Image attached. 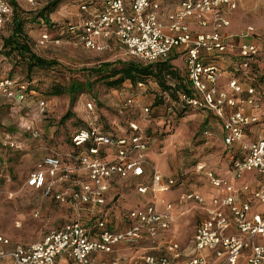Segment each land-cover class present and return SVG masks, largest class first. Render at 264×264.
Here are the masks:
<instances>
[{"label":"built area","instance_id":"1","mask_svg":"<svg viewBox=\"0 0 264 264\" xmlns=\"http://www.w3.org/2000/svg\"><path fill=\"white\" fill-rule=\"evenodd\" d=\"M24 1L38 10L51 0ZM240 1L183 0L164 23L161 6L154 0H78L87 17L81 23L67 24L61 32L91 52H104L115 42L130 58L144 64L165 60L175 52L184 55L187 88L178 93L180 102L212 114L221 123L225 147L239 146L238 156L241 154L233 158L229 178L205 172L209 185L219 192L209 203L198 192L181 193L180 204H193L205 211L190 245L183 249L176 241H166L164 255L144 251L133 259H102L116 254L122 245L136 247L144 240L158 243L174 220L171 203L164 209L154 203L131 209L128 225L121 230L114 228L104 216L98 217L108 205L112 188L118 182L135 181L138 193H151L156 198L177 183L151 169L147 156L150 141L138 124L129 123L121 134L115 129L105 131L95 114V102H88L87 127L72 136V152L47 155L25 182L27 188L43 192L44 197L69 205L76 219L37 243L19 245L11 251L10 240L0 235V260L8 258L11 264H241L245 259L247 264H264V134L251 141L246 133L263 123L260 115L247 112L248 108L260 109L264 102V89L257 87L264 84L257 85L254 77L261 50L249 41L242 39L238 44L224 35L231 26L229 15L238 9ZM13 11L8 0H0V32ZM194 25L200 31H194ZM252 33L254 28L249 27L244 37ZM60 44L61 39L49 33L39 40L43 47ZM219 59L233 62L224 88L220 84L226 71ZM137 86L145 89L144 83ZM28 88L27 83L1 78L0 99L23 105L30 96ZM130 105L131 99L125 107ZM143 111L149 113V108ZM31 134L35 139L40 137L37 131ZM204 135L212 136L209 130ZM204 170V165L197 166L198 173ZM248 173L258 176L254 188L238 183ZM147 177L149 183H137ZM84 213L92 216L91 221L99 219L93 225L85 223Z\"/></svg>","mask_w":264,"mask_h":264},{"label":"rangeland","instance_id":"2","mask_svg":"<svg viewBox=\"0 0 264 264\" xmlns=\"http://www.w3.org/2000/svg\"><path fill=\"white\" fill-rule=\"evenodd\" d=\"M15 1L19 15L25 22L24 29L33 51L47 60L55 61L58 67L50 71H37L28 79L25 70L15 67L12 61L0 54V79L11 78L30 83L35 93L23 105L4 103L0 106V131L10 135L15 144L11 147L8 141H5L6 144L0 143V171L5 176L0 180V235L10 240L8 251L19 245L37 243L49 232L76 219L69 205L45 198L41 193L27 188L25 182L45 156L53 153L64 155L73 150L71 135L87 127L89 115L85 105L88 102L97 103L95 114L101 118L99 124L105 129H115L121 134L128 130L129 123L138 124L150 141L148 160L151 169L173 178L177 183L172 189L154 198L151 193H138L135 181L118 182L108 195V205L98 217L104 216L114 228L121 230L128 225L127 216L131 209L140 205L156 203L161 207L163 203H171L174 206L171 230L172 237L176 239L166 241L177 240L183 249L187 248L200 223L201 212L199 206L193 204L182 207L179 203L181 193L195 191L207 196L211 186L204 172L224 174L230 165L228 160L232 157V151L223 145L219 121L213 115L199 110L182 109V105L165 94L154 79L145 83V89L131 82L112 89L93 77L90 73L93 68L133 59L125 48L118 45L97 53L86 50L67 34L58 35L60 32L53 26L76 23L75 15L71 14V10L79 8L75 0L60 3L49 16V23L38 19L34 15L35 10L24 0ZM259 11H250L253 15L239 13L237 30L240 32L252 24L264 33V1L260 3ZM12 21L13 14L0 33V53L3 39L12 32ZM44 33L54 37L58 35L61 44L40 46L39 40ZM174 67L184 75L182 64ZM88 81L92 88L90 91L85 88L74 103L68 93L54 94L57 86L67 90L72 83L85 87ZM130 99L133 105L125 107ZM41 102L45 103L44 107L40 105ZM144 108H149V113H145ZM69 112L71 117L63 121ZM27 127L37 131L40 137L33 138ZM205 130L211 132L210 138L205 137ZM238 153L236 147L234 155L237 157ZM198 165L205 166L201 174L197 172ZM253 178L254 174L247 175V180ZM142 181L149 183L150 178L138 180L137 183ZM82 217L85 223L91 222V225L99 219L91 221L92 216L88 213ZM162 243L152 244L144 240L142 245L143 248L157 247L156 252H159L163 248L159 246ZM0 264L11 262L6 258L0 260ZM241 264H247V260H242Z\"/></svg>","mask_w":264,"mask_h":264},{"label":"trees","instance_id":"3","mask_svg":"<svg viewBox=\"0 0 264 264\" xmlns=\"http://www.w3.org/2000/svg\"><path fill=\"white\" fill-rule=\"evenodd\" d=\"M65 1L67 0H51L43 8L35 10L34 15H37L38 19L41 21L49 23V16L60 5V3ZM12 5L14 6L12 32L10 36L3 39L2 51L0 53L1 56H3L6 60L12 61L15 67H20L25 70L28 79L32 78L37 71H50L57 69L58 65L55 61L47 60L33 51L24 29L25 22L19 15V8L14 2H12ZM59 27L63 28L64 26ZM172 61V57L153 64H144L136 60L127 62L119 61L100 65L99 67L90 70V73L98 81H103L109 88L112 89H118L126 82H131L133 85L137 86L139 83L145 84L149 79H154L165 94H168L182 105V109H189L180 102L178 96L179 92L186 90L187 88L186 77L172 65ZM259 83L264 84L263 76L260 77ZM28 85L29 95L35 94L30 88L32 85L30 83H28ZM85 88L90 91L92 84L88 81L84 87L81 84L72 83L67 90L62 87L58 88L57 86V88L54 89V94L62 95L68 93L71 98V102L74 103L77 100V96L83 93ZM95 104L97 110V103L95 102ZM71 115V112L67 113L63 118V121L69 119ZM109 130L110 128L105 131ZM76 132L71 135V146L72 136Z\"/></svg>","mask_w":264,"mask_h":264},{"label":"crops","instance_id":"4","mask_svg":"<svg viewBox=\"0 0 264 264\" xmlns=\"http://www.w3.org/2000/svg\"><path fill=\"white\" fill-rule=\"evenodd\" d=\"M11 4L12 2H14L15 4L17 3L15 0H8ZM77 2V4L79 5V2L78 0H75ZM155 2L159 3V5L161 6V14H160V18H161V21H163L164 23L167 22V15L174 12L175 10H177V8L179 7V5L181 4V2L183 0H154ZM263 1L264 0H241L240 3H239V6H238V9L235 10L234 12H231L230 13V21H231V26L229 28H227L225 31H224V35L227 36V38H229L230 41H234L236 43L239 44L240 41H242V39L244 41H249L255 45H257L259 48H260V55L258 57V59L256 60V63H257V67L256 68H259V70L257 71V76H254L256 77V84L258 85L259 82H257V79L261 76L264 77V33H262L261 30H259L258 28H256L254 25L252 24H249L247 25L242 31L239 32L238 29V26H239V22L237 20V16L239 13L245 15V14H252L250 11L253 10V13H257V12H260V3L263 4ZM13 6V5H12ZM13 9H14V6H13ZM71 14L72 15H75L76 17V23H70L72 25H75V24H78V23H81V21L87 17V15L85 13H83L79 8L78 10L74 9V10H71ZM253 15V14H252ZM62 26V25H61ZM65 27V24L63 25ZM249 27H253L254 28V33H252L248 38H245L244 36L246 35V32H247V29ZM54 29H58V31L60 32L58 35H62V31H63V28L61 27H56V26H53ZM193 30L194 31H200V29L197 27V26H193ZM62 32V33H61ZM55 36V37H59V36ZM51 36V35H50ZM51 37H54V36H51ZM117 47V44L115 42H111L110 43V46H108L107 49H113V48H116ZM170 57L173 58V61H172V65L173 66H177L178 65H183V68H184V76L186 77L187 76V72H186V66H185V57L182 53L180 52H175L173 53ZM219 64H221V66L223 67V69L226 71V75L225 77L221 80V88H224V86L226 85L227 81H228V75L229 72H232L233 71V65L231 62V60L228 62V61H223L222 59H219L217 61ZM258 88L261 89V91L264 89V85H258L257 86ZM2 101H0V106L1 105H4V103H7L9 105H14L13 103L5 100L4 98H1ZM203 113H207V112H204V111H201ZM247 112L250 114H257V115H260L262 117V120H263V123L258 125V126H255L254 128H251L250 130H248L246 133L249 134V136H247L249 138V140H254L256 139V137L260 134H264V102L262 103L261 105V108L258 109V110H252V109H247ZM209 115L212 116V114L210 113H207ZM220 123V122H219ZM220 126H221V123H220ZM208 129V128H207ZM27 130L29 131H33V129H31V127H27ZM223 135H224V132L222 130V126L220 127V137H221V140L223 142ZM8 139H10L11 141L12 138L10 137V135L6 134V133H3L0 131V143L2 144H6L5 141H7ZM223 145H224V142H223ZM225 146V145H224ZM238 147V150H239V146H236ZM236 147L234 148H227V150L229 151H232V154H230L232 157H229L230 160L229 163V167L228 169L226 170V172L224 174L222 173H216L215 174L218 176V177H221V178H229L230 177V171H231V167H232V162H233V158H239V156L236 157V154L234 155L235 151H236ZM240 151V150H239ZM72 150H70L69 153H71ZM151 152V147L149 146V150H148V153H147V156L148 154ZM68 153V154H69ZM65 155V154H64ZM46 157V156H45ZM44 157V158H45ZM44 158L40 161V163L35 167V170L36 169H39L40 166L42 165L43 163V160ZM154 169V168H153ZM34 170V171H35ZM198 172V171H197ZM206 172V171H205ZM204 172V174H205ZM203 173V172H202ZM201 174V173H199ZM248 174H254V178L253 180H247V175ZM247 175L244 176V179L243 180H240L238 183H249L253 188L257 185V180H258V176L255 174V173H248ZM0 175L2 176V178H5V176H3V173L0 171ZM165 176V175H164ZM166 178H170L169 176H165ZM34 191V190H33ZM37 192V191H36ZM209 194L206 196L204 194H201L207 201L208 203L210 202V200L212 199L213 196L219 194L218 191L214 190L212 187H209ZM38 193H41L43 195V192H38ZM44 196V195H43ZM46 198V197H45ZM49 199V198H47ZM50 200V199H49ZM52 200V199H51ZM54 201V200H53ZM166 205V204H165ZM164 203L161 205L160 209H164L165 207ZM182 207H185L184 205H182ZM198 210L201 212V220L200 222L205 218V211L202 209V208H198ZM73 211V210H72ZM68 224V223H67ZM66 225V224H65ZM64 225V226H65ZM62 228V227H61ZM59 228V229H61ZM57 229V230H59ZM54 231V230H53ZM50 233V232H49ZM48 233V234H49ZM47 234V235H48ZM173 235V231L170 230L168 232H165V234L163 235V237L161 238V240L158 241V243L160 242H165L166 240H169V239H176V237H172ZM177 241V240H175ZM150 242V241H149ZM157 243V244H158ZM29 245V244H27ZM164 245L165 244H160L159 246L163 247L162 249H159L161 251L159 252H156L157 251V247H148V248H143V245L142 243L139 244L138 246L136 247H132V246H120L116 252V254L112 255V256H102V259L106 257V259H110V258H113V257H116V256H128L129 258L133 259L135 256L143 253L144 251H150L154 254H159V255H162L163 254V251H164ZM25 246V245H23ZM147 249V250H146ZM164 255V254H163Z\"/></svg>","mask_w":264,"mask_h":264}]
</instances>
